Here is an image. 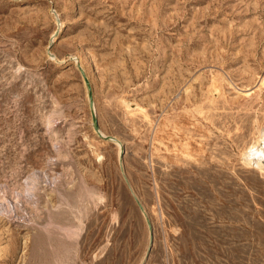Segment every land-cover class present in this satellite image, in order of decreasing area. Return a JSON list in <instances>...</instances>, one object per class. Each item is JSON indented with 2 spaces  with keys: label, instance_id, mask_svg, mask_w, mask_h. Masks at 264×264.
<instances>
[{
  "label": "rangeland",
  "instance_id": "rangeland-1",
  "mask_svg": "<svg viewBox=\"0 0 264 264\" xmlns=\"http://www.w3.org/2000/svg\"><path fill=\"white\" fill-rule=\"evenodd\" d=\"M263 134L264 0H0V264H264Z\"/></svg>",
  "mask_w": 264,
  "mask_h": 264
},
{
  "label": "bare ground",
  "instance_id": "bare-ground-1",
  "mask_svg": "<svg viewBox=\"0 0 264 264\" xmlns=\"http://www.w3.org/2000/svg\"><path fill=\"white\" fill-rule=\"evenodd\" d=\"M19 67V66H18ZM22 68V67H21ZM264 135V134H263ZM118 145H119V143H118ZM121 145V144H120ZM253 156H257L258 157V162L257 163H260L261 162V160H262V158L264 157V138H263V143H262V145H260V146H253V147H251L250 148V151H249V153H248V157H253ZM256 157V158H257ZM253 159H255V158H253ZM251 161V160H250ZM258 165V164H257ZM50 226H52V224L50 225ZM50 226H47V227H50ZM55 227H56V225H55ZM70 227V226H69ZM69 230V229H68ZM54 231V230H53ZM59 231V230H58ZM66 231V230H65ZM60 232V231H59ZM63 232V231H62ZM71 232V231H70ZM76 232V231H75ZM71 238V237H70Z\"/></svg>",
  "mask_w": 264,
  "mask_h": 264
},
{
  "label": "water",
  "instance_id": "water-1",
  "mask_svg": "<svg viewBox=\"0 0 264 264\" xmlns=\"http://www.w3.org/2000/svg\"><path fill=\"white\" fill-rule=\"evenodd\" d=\"M150 237H151V241H150V247H149V251H148L147 255L150 253V249H151V246H152V241H153V238H154V231H153L152 228L150 229Z\"/></svg>",
  "mask_w": 264,
  "mask_h": 264
}]
</instances>
